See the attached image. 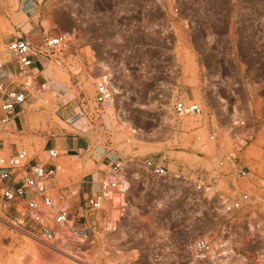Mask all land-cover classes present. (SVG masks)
Here are the masks:
<instances>
[{
  "label": "rangeland",
  "instance_id": "374dc122",
  "mask_svg": "<svg viewBox=\"0 0 264 264\" xmlns=\"http://www.w3.org/2000/svg\"><path fill=\"white\" fill-rule=\"evenodd\" d=\"M89 3L96 13L105 14L110 9L107 0ZM177 3L190 30L177 31L176 40L140 34L123 38L118 46L108 33L111 22L102 15L89 25L78 26L79 35L70 49L47 52L43 71L24 76L16 72L6 41L21 37L40 46L45 35L69 33L76 26L70 15L72 4L69 0H39L24 12L20 0H0V78L6 85L27 90V100L11 124L0 125V146L5 152L25 149L42 164L56 165L55 198L75 218L83 197L96 192L97 178L115 158L130 176H147L139 164L153 158L171 175L205 180L214 170L218 153H234L252 171L264 174V130L232 136V121L243 111L247 92L241 85L232 90L226 80L238 77V69L229 58L233 32L240 42L243 37V26L233 25L236 15L247 14L253 21L264 18V0ZM90 8L80 0L78 13L84 16ZM158 18L156 14L154 19ZM240 19L239 24L243 23ZM137 45L140 49L129 53ZM174 45L170 57L167 53ZM107 48L115 53L103 57ZM239 48L243 52L242 43ZM105 61L114 63L108 70V81L121 94H114V102L97 106L95 86L107 71L97 66ZM124 63L146 65L121 68ZM41 86L45 89L39 95L35 90ZM180 89L193 96L202 108L201 115L178 122L169 116ZM155 101H161L163 108H150ZM81 109L84 116L74 125L67 124L66 120ZM256 113L264 118L259 106ZM154 119H160L161 125L154 126ZM211 134L214 141L209 140ZM50 149L58 152L56 158L48 157ZM152 181L147 188L133 189L128 204L130 218L123 228L102 233L97 220L96 235L88 241L44 243L26 232L20 215L0 208V264H153L147 259L153 250L165 252L169 261L172 255L187 261L193 239L215 236L218 223L227 219L211 195L195 197L177 180L168 184ZM212 190L227 192V186L220 182ZM261 214L264 216V211ZM257 225L254 243L249 240L255 232L247 233V228L236 231L238 254L250 258L262 252L264 217ZM132 249H138L141 258L137 259Z\"/></svg>",
  "mask_w": 264,
  "mask_h": 264
},
{
  "label": "built area",
  "instance_id": "2783aa9c",
  "mask_svg": "<svg viewBox=\"0 0 264 264\" xmlns=\"http://www.w3.org/2000/svg\"><path fill=\"white\" fill-rule=\"evenodd\" d=\"M38 1L20 0V4L24 10H30ZM90 1L84 0L87 8H90ZM107 2L110 9L105 14L93 12L90 8L83 16L78 13L80 0H69L72 4L70 15L76 26L69 33L45 35L40 46L33 45L21 37L8 39L5 48L13 57L16 72L24 76L33 75L34 71H37L34 67L36 61H47V52L55 53L70 49L79 35L78 26L89 25L102 15H106L103 18L111 22L108 33L113 35L118 46L122 45L123 38L134 35L173 37L176 40L177 31L190 30L189 22L180 13L177 0H107ZM156 14H159L158 19H154ZM240 18H243V23L239 24ZM233 25L236 28L243 26V37L241 42L238 37L235 38L234 32L230 37V61L235 68L242 69L246 80L249 75L252 79H258L264 90V18L253 21L247 14H238ZM240 43L244 46L243 52L239 48ZM175 46L168 50L167 55L170 57ZM135 49L134 46L128 51L131 53ZM107 50L108 54H104L103 57L115 53V50L108 48ZM106 64L114 65L110 61H106ZM123 65L144 67L146 64ZM228 85L232 86V90L239 85L244 90L247 88L239 76L237 79L233 78ZM113 98V88L106 78H102L95 86V104L102 106L111 102ZM249 98L247 92L243 111H240L237 120L232 121L233 137L264 130V124L258 126L264 119L256 117L253 112L249 115L246 104ZM233 99L235 100V97ZM26 100L27 90L24 86L6 85L0 78V125L11 124ZM201 113L202 108L198 103L175 98L169 116L178 122L190 116H199ZM82 116L83 109L71 115L66 123L74 125ZM152 123L156 127L161 125L160 119H154ZM209 140H215L214 134L209 135ZM47 155L54 159L58 152L50 149ZM214 164V170L205 180L197 177L186 180L182 175H171L165 166L153 158H146L139 164L147 172V176L140 177L137 174L130 176L124 173V164L115 158L107 164V170L97 178L96 192L83 197L75 218L68 207L57 202L55 198L53 183L56 165L42 164L30 157L25 149L5 152L4 147L0 146V208L11 214L20 215V223L26 227V232L44 243L52 244L61 240L88 241L96 235L97 220L100 221L98 229L102 233L117 232L123 228L129 219L130 194L136 186L147 188L153 182L152 179L164 184L177 180L179 185H187L185 189L187 188L195 197L207 198L211 195V198H216L220 212L227 220L218 223L215 236H197L193 239L188 247L187 261L176 255H172L173 260L169 261V255L165 252L153 250L148 256L153 264H264V248L260 254L249 258L246 254H238L234 246V236L240 228H247V233L255 232L249 241L253 243L256 241L254 235L259 228L257 220L264 217L261 214L264 211V174L252 171L234 153H218ZM220 182L227 186V192L212 190L214 185ZM241 218L244 220H240ZM132 252L136 253L137 259L141 258L138 249H132Z\"/></svg>",
  "mask_w": 264,
  "mask_h": 264
},
{
  "label": "crops",
  "instance_id": "0c3cea01",
  "mask_svg": "<svg viewBox=\"0 0 264 264\" xmlns=\"http://www.w3.org/2000/svg\"><path fill=\"white\" fill-rule=\"evenodd\" d=\"M135 48L136 49H140V46L137 45V46H135ZM172 60H173V58H172ZM46 64H47V62H46ZM46 64L44 63L43 60H38V61L35 62L34 67L36 68L37 71H40V69H41V71H43L44 70V67L46 66ZM101 64L102 65L99 64L100 66H97V67L99 69L102 68L103 70L106 69L107 71L103 72L104 75L102 77H100V78H103L104 77L107 80H109L108 78L111 77V76H109L108 70H109V68H113L114 65L113 66H109V65L106 64V61L104 63H101ZM133 67H138V66H131V67H129V66L121 65V68H133ZM237 69H238V76L241 78L242 84L245 87H247L246 88V91L248 92V95L250 96V98L248 99V101L246 103L247 104V107H248V110H249L248 111L249 112V115H251L252 112H253L256 117H262V119H264L263 118V115H261V114L258 115L256 113V107L257 106H259L260 109L264 110V90H263V88L261 86V82L258 81V79H252L250 77V75H249V78L246 80L245 74L242 71V69L239 68V67ZM123 78L126 79L125 81L128 80L126 78V76H124ZM226 80H227V84H229V82L231 81L229 79V77H227ZM213 91L214 90H212V92H211V96L212 97H214V92ZM176 98H182L184 100H192V101L194 100L193 99V96L191 94H188L186 91L183 93V89H180V92L176 95ZM259 100H260V102H259ZM263 124L264 123L261 121V122H259L258 126L261 127Z\"/></svg>",
  "mask_w": 264,
  "mask_h": 264
},
{
  "label": "bare ground",
  "instance_id": "6f19581e",
  "mask_svg": "<svg viewBox=\"0 0 264 264\" xmlns=\"http://www.w3.org/2000/svg\"><path fill=\"white\" fill-rule=\"evenodd\" d=\"M24 12H25V10H23ZM241 31V30H240ZM243 31V30H242ZM178 49V48H177ZM104 78V77H103ZM254 81V80H253ZM255 82V81H254ZM27 84H30V82H28ZM258 84V83H257ZM44 86H45V84H44ZM44 86H41V87H39V91H37V90H35V92H37V94H39L40 95V93L42 94V92L44 91ZM37 87V86H36ZM112 88V87H111ZM113 90H114V94L115 95H119V94H121L120 93V90H117L116 88H114L113 87ZM35 96V95H34ZM44 96V95H43ZM123 98V97H122ZM242 99V98H241ZM243 99H245V98H243ZM113 102H114V99H113ZM262 106V105H261ZM120 107V106H119ZM163 108V106H162V102L161 101H155V102H153L152 104H151V107L150 108H153V109H159V108ZM256 107V106H255ZM160 108V109H161ZM118 112V111H117ZM134 132H136V130H134ZM216 151V150H215ZM130 206V205H129ZM184 208V207H183ZM186 208H188L187 206H186ZM132 211V210H131ZM137 211V210H136ZM181 211V210H180ZM131 213V212H130ZM132 215H133V211H132ZM141 215V214H140ZM142 216V215H141ZM140 216V217H141ZM137 217V216H136ZM130 218V217H129ZM133 218V217H132ZM134 219V218H133ZM132 219V220H133ZM139 219V218H138ZM128 223V222H127ZM139 225V224H138ZM125 226V225H124ZM131 227V226H130ZM137 227V226H136ZM141 233V232H140ZM134 234V233H133ZM138 234H139V231H138ZM131 235H132V233H131ZM146 235V234H145ZM133 236V235H132ZM140 236V235H139ZM147 236V235H146ZM143 237V236H142ZM144 238V237H143ZM149 240V239H148ZM145 241V240H144ZM147 242V241H146ZM68 255H71L72 256V254L71 253H67ZM148 259V258H147Z\"/></svg>",
  "mask_w": 264,
  "mask_h": 264
}]
</instances>
